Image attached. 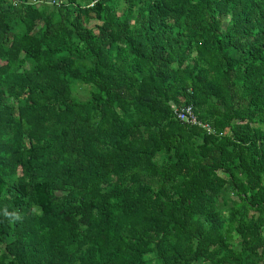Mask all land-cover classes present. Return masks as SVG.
Segmentation results:
<instances>
[{
	"label": "trees",
	"instance_id": "16d2710c",
	"mask_svg": "<svg viewBox=\"0 0 264 264\" xmlns=\"http://www.w3.org/2000/svg\"><path fill=\"white\" fill-rule=\"evenodd\" d=\"M0 264H264V0H0Z\"/></svg>",
	"mask_w": 264,
	"mask_h": 264
},
{
	"label": "built area",
	"instance_id": "2783aa9c",
	"mask_svg": "<svg viewBox=\"0 0 264 264\" xmlns=\"http://www.w3.org/2000/svg\"><path fill=\"white\" fill-rule=\"evenodd\" d=\"M176 117L183 122L186 123H193L197 124L199 121L197 120V117L193 111L192 106H184V107H179L177 110L174 111Z\"/></svg>",
	"mask_w": 264,
	"mask_h": 264
},
{
	"label": "rangeland",
	"instance_id": "374dc122",
	"mask_svg": "<svg viewBox=\"0 0 264 264\" xmlns=\"http://www.w3.org/2000/svg\"><path fill=\"white\" fill-rule=\"evenodd\" d=\"M77 96L80 97V98H85L86 96H84V93H82V90L81 89H78V92H77Z\"/></svg>",
	"mask_w": 264,
	"mask_h": 264
}]
</instances>
